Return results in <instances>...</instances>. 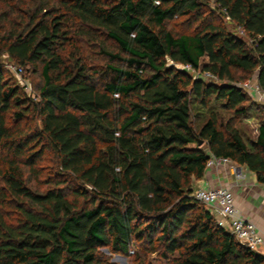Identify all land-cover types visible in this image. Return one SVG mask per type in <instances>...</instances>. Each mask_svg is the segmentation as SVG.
Listing matches in <instances>:
<instances>
[{
  "label": "trees",
  "instance_id": "trees-1",
  "mask_svg": "<svg viewBox=\"0 0 264 264\" xmlns=\"http://www.w3.org/2000/svg\"><path fill=\"white\" fill-rule=\"evenodd\" d=\"M0 5V57L42 80L31 99L0 62V264H264L193 197L211 156L264 185V107L237 86L264 95V0Z\"/></svg>",
  "mask_w": 264,
  "mask_h": 264
},
{
  "label": "built area",
  "instance_id": "built-area-1",
  "mask_svg": "<svg viewBox=\"0 0 264 264\" xmlns=\"http://www.w3.org/2000/svg\"><path fill=\"white\" fill-rule=\"evenodd\" d=\"M176 68L179 71L189 73L193 80H215L211 75L196 72L188 65H178ZM17 71L21 73L22 69L18 67ZM237 86L249 93L254 99L262 95L259 86L254 80L237 84ZM30 93L31 92L27 93L28 96ZM222 166H229L230 172L235 175L238 181H243L245 179L244 172L238 170L239 166L229 159L211 156L206 164L207 169ZM193 197L198 202L202 203L210 213H218L219 219L216 220L218 226L229 232L241 246L260 253L259 250L264 245V238L257 226L241 214L240 209L235 203L234 195L229 189L221 187L200 188L194 191Z\"/></svg>",
  "mask_w": 264,
  "mask_h": 264
},
{
  "label": "rangeland",
  "instance_id": "rangeland-1",
  "mask_svg": "<svg viewBox=\"0 0 264 264\" xmlns=\"http://www.w3.org/2000/svg\"><path fill=\"white\" fill-rule=\"evenodd\" d=\"M29 1V0H25ZM0 14L2 11H7L6 8L2 7L0 5ZM208 8L214 9V4L210 3L208 5ZM10 19L13 21L17 22V19L15 16H10ZM220 21L224 25V27L230 31V32H236L235 28L232 24H230L227 19L221 18ZM169 29H172L175 32H191L192 30L189 29V31L186 29L185 22H183L180 18L174 19L172 23L169 24ZM240 35V34H238ZM84 54L85 56L89 57V63H92L96 65L99 63V56L96 55L95 53L91 52V49L87 46L84 47ZM0 62L4 65L5 69L9 73V75L12 76V78L17 82V84L23 89L24 93L27 95V97H30L31 99H37V94H36V88H39V86L42 83L41 77L39 72L34 73L30 67H21L22 72H18L17 68L18 65L14 64L12 61L8 60V57L6 55H3L0 57ZM30 93L28 96L27 93ZM256 103L260 107H264V95L258 96L256 99ZM258 118L255 116L252 117L251 119L248 120H243L242 124H240V127L247 132L248 136L250 138H254L257 135V127H258ZM40 179H45L47 176L53 174V166L52 163L50 162L49 155L47 156L46 159L40 164ZM33 185L35 183L33 182ZM42 187H44L42 185ZM197 189L195 188V191ZM104 255L109 258V261L112 262L113 264H134L135 263V250H132L130 252V255L127 256H122V255H115L109 253L107 250H102ZM147 262L150 264H167V261L160 259L156 254L150 255L147 257Z\"/></svg>",
  "mask_w": 264,
  "mask_h": 264
},
{
  "label": "crops",
  "instance_id": "crops-1",
  "mask_svg": "<svg viewBox=\"0 0 264 264\" xmlns=\"http://www.w3.org/2000/svg\"><path fill=\"white\" fill-rule=\"evenodd\" d=\"M238 170L244 172L243 181L236 179L229 166L207 169L202 179L194 182V189L215 187L229 189L241 214L257 226L264 238V185L258 183L254 174L245 168L239 167ZM212 215L216 220L219 219L217 212H213ZM259 251L264 255V245Z\"/></svg>",
  "mask_w": 264,
  "mask_h": 264
},
{
  "label": "water",
  "instance_id": "water-1",
  "mask_svg": "<svg viewBox=\"0 0 264 264\" xmlns=\"http://www.w3.org/2000/svg\"><path fill=\"white\" fill-rule=\"evenodd\" d=\"M199 145H201V142H199Z\"/></svg>",
  "mask_w": 264,
  "mask_h": 264
}]
</instances>
